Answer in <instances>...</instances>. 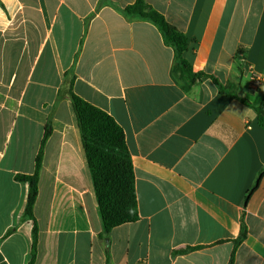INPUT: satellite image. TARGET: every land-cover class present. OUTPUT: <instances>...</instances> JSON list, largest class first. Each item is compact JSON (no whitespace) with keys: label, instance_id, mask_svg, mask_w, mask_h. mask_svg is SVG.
I'll use <instances>...</instances> for the list:
<instances>
[{"label":"crops","instance_id":"0c3cea01","mask_svg":"<svg viewBox=\"0 0 264 264\" xmlns=\"http://www.w3.org/2000/svg\"><path fill=\"white\" fill-rule=\"evenodd\" d=\"M136 1L0 0V264L31 259L29 184L17 176L34 174L49 122L35 264H228L234 250V264H264V177L245 202L264 169L257 114L209 78L185 93L160 29L126 14ZM144 1L186 35L194 71L260 105L264 0ZM71 77L75 94L123 128L134 166L139 219L108 234L61 94Z\"/></svg>","mask_w":264,"mask_h":264},{"label":"trees","instance_id":"16d2710c","mask_svg":"<svg viewBox=\"0 0 264 264\" xmlns=\"http://www.w3.org/2000/svg\"><path fill=\"white\" fill-rule=\"evenodd\" d=\"M125 12L128 16L150 21L160 29L165 43L174 49L172 76L185 93H190L194 86L209 78L219 86L220 94L237 98L253 108L257 114L259 126L264 129V94L260 105L253 106L249 100L238 95L236 85L230 83L224 86L214 76L203 71H194L193 66L184 56L189 46V40L186 35L176 26L169 23L161 13L154 10L144 0H137L134 4L127 6ZM242 52H244L243 49H240L239 53ZM73 84L74 77H71L65 82L61 94L62 97H66L72 102L98 204L103 232L108 234L117 226L134 223L139 219L134 166L123 128L106 111L75 94ZM51 132L52 126L49 122L46 125L42 148L36 157L34 174L17 176L19 181L29 184L24 218L31 220L34 227L31 259L28 264H35L36 261L38 233L33 210L38 197L39 172L43 156L42 149ZM263 177L264 169L248 191L245 202L258 189ZM246 237L247 226L244 219H242L240 234L234 240L235 248ZM195 249V247H190L180 251V253ZM234 261L235 250L228 264H234Z\"/></svg>","mask_w":264,"mask_h":264},{"label":"built area","instance_id":"2783aa9c","mask_svg":"<svg viewBox=\"0 0 264 264\" xmlns=\"http://www.w3.org/2000/svg\"><path fill=\"white\" fill-rule=\"evenodd\" d=\"M263 83V79L259 75H252L251 77V85L254 88L259 87Z\"/></svg>","mask_w":264,"mask_h":264},{"label":"water","instance_id":"95a60500","mask_svg":"<svg viewBox=\"0 0 264 264\" xmlns=\"http://www.w3.org/2000/svg\"><path fill=\"white\" fill-rule=\"evenodd\" d=\"M240 96V95H239Z\"/></svg>","mask_w":264,"mask_h":264}]
</instances>
